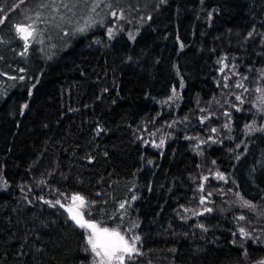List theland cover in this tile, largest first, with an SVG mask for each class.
<instances>
[{"label": "trees", "instance_id": "trees-1", "mask_svg": "<svg viewBox=\"0 0 264 264\" xmlns=\"http://www.w3.org/2000/svg\"><path fill=\"white\" fill-rule=\"evenodd\" d=\"M81 6L71 35L41 24ZM0 20V264H87L57 203L71 195L107 223L135 199L141 246L125 264L264 262L245 222L186 212L214 170L264 202V125L243 135L253 112L226 114L217 73L221 58L236 76L264 69V0H0ZM30 23L24 48L16 25Z\"/></svg>", "mask_w": 264, "mask_h": 264}, {"label": "rangeland", "instance_id": "rangeland-1", "mask_svg": "<svg viewBox=\"0 0 264 264\" xmlns=\"http://www.w3.org/2000/svg\"><path fill=\"white\" fill-rule=\"evenodd\" d=\"M77 9L80 10L72 13H69V11L63 13L64 7L62 11L57 9L56 11L59 14L50 12L48 14V18L44 19V22L41 24L50 33L59 34V32H63L65 37L66 35H71L73 34V31L77 29V26H79L78 16L80 18L83 15V19L85 16L84 13L86 14L87 12V8L84 6H81ZM63 22H65V25ZM28 25H32L34 32L27 41H25L16 31L18 36L23 41V45L25 46L24 48L29 47L32 43L37 41V28L33 26V23ZM217 73L218 78L221 79L223 84V86L220 88V97L218 96V98L221 99V103L225 104L227 109L226 114L229 115L233 109H240L241 105L245 103L247 108L253 112V117L242 128L243 135L250 136L253 133L261 130L264 125V69L258 71H248L247 73L244 71L245 75L236 76L235 74H237V70L231 64L227 63L225 58H221L217 62ZM228 85L231 86V89L227 91V94L230 91L234 93L227 96V94L225 95V90L228 89ZM232 104H234L233 107ZM202 111L206 116L209 115L208 107L202 109ZM199 116L202 117V119L204 117L202 114ZM228 129H230V124L226 122L223 124V126L218 125L216 129L213 128L211 134L220 136ZM213 130H216V132ZM152 135L157 136L155 134ZM163 142L164 140H158L156 143L162 144ZM220 176L223 178H220ZM213 182L216 184L218 182L222 183V187L217 189L215 187L216 184H213ZM73 196L74 195L63 198L61 201H59V203L60 207L66 212L68 219L73 222L84 234L86 252L89 256V261L87 264H101L102 257H97L95 253L91 251V246L87 242L90 230L78 226L71 218L72 213L69 212L68 209H73V212L79 211L83 214L85 219L95 222L100 228H108L109 230L118 231L130 242L133 237L138 236L139 240L136 241V247L139 252L141 243L140 236L138 234V222L130 210L132 204L135 201L134 198L120 202L116 210L112 212L109 219L112 223H107V221L104 222L94 219L93 216L87 212V202L84 197L85 204L80 206L79 201L73 202ZM194 197L196 198V204L194 207L186 210V212L191 217H197L211 213H219L224 216H233L237 224H242L245 222V225L250 230V232L260 234L264 237V233H260L256 229V227H258L259 229L264 230V227H261V225L264 226V202L251 203L244 200L238 194V192L235 191L232 184H230L226 174H223L218 170H214L208 175L203 176L197 185ZM245 202H248V204L252 206H246ZM121 205H123V207H121ZM241 217H243V219H241ZM241 229H243V232H241ZM236 232L241 236L247 233L246 230L241 227H237ZM247 237L251 236L247 235Z\"/></svg>", "mask_w": 264, "mask_h": 264}, {"label": "snow or ice", "instance_id": "snow-or-ice-1", "mask_svg": "<svg viewBox=\"0 0 264 264\" xmlns=\"http://www.w3.org/2000/svg\"><path fill=\"white\" fill-rule=\"evenodd\" d=\"M115 15V13H113ZM0 23H3L0 20ZM16 31L21 37L27 41L33 35L34 29L32 25H16ZM215 131V130H213ZM220 178H223L220 176ZM73 202L79 201L80 206L85 204L82 196L74 195ZM59 203V201H57ZM246 206L252 205L245 202ZM123 207V205H121ZM72 213V219L81 228L90 230L88 235V244L91 246V251L97 257H102L101 264H125V259H131L134 253H138L136 241L139 237H133L131 242L121 235L118 231L109 230L108 228H100L95 222L85 219L79 211L73 212V209H68ZM243 219V217H241ZM243 232V229H241ZM264 264V262H262Z\"/></svg>", "mask_w": 264, "mask_h": 264}]
</instances>
